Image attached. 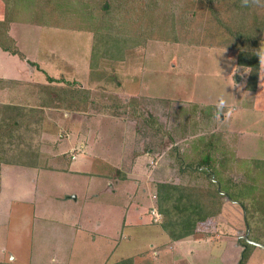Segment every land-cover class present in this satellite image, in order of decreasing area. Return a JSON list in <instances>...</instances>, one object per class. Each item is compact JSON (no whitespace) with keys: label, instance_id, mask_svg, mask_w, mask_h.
<instances>
[{"label":"rangeland","instance_id":"rangeland-1","mask_svg":"<svg viewBox=\"0 0 264 264\" xmlns=\"http://www.w3.org/2000/svg\"><path fill=\"white\" fill-rule=\"evenodd\" d=\"M103 1L106 0H65V6L57 13L59 7L55 6V0H3L7 11L0 20V32L7 29L11 20L36 23L28 25L33 30L32 35L26 34V28L18 29L24 38L22 51L33 53L41 43L48 53L50 47L65 53L64 57L61 54L55 58L48 56L50 64L61 69L57 77L46 73V83H35L66 89L75 86L90 91L89 102L79 109L76 105L44 108L43 144L38 156L42 161L51 158L49 149L54 146L66 151L69 138L74 146L80 145L83 138V143L87 141L88 145L99 132L98 137L106 146L95 150L90 143L87 147L102 156L100 159L109 155L106 158L109 161L116 155L112 163L117 166H109L105 171L113 175L111 177L122 175L133 181L130 194L128 190L120 192L115 199L107 201L114 209L108 221L114 222L112 243L115 247L99 250L98 246L94 251L88 248L84 251L83 240L62 222L65 212H82L74 202L76 198L72 196V201L65 198V194L51 193L48 198L40 196L34 203L19 202L13 207L9 236L4 238L10 250L6 253L7 259L13 253L15 259L10 262L17 264H33L39 260L48 264H83L86 260L88 264H116L131 256L135 258L134 264H142L137 262L140 256L159 255L155 251L160 245L152 248L147 240L159 239L162 233H167L162 226L164 218L157 209L159 183L207 184L215 190H226L231 187V181L238 188L234 193L243 203L225 196L220 214L211 218L200 234L187 237L185 253L180 255L190 259L205 249L207 254L196 259L199 264H238L246 252L248 258L244 264H264V247L251 245V241H255L264 246V30L258 32V36L262 35L259 77L255 87L249 88L250 68L237 62L239 48L243 45L233 44L229 34L232 32L225 25L233 22L237 28L238 19L233 21L232 17L237 0H164L166 5L163 8L160 5L164 12L157 13V22L148 24L146 17L133 24L135 28L125 16L126 27L131 29L127 33L137 32L148 40L143 47L126 51L123 61L93 56L97 26L88 9L100 6ZM263 5L264 0L254 2L258 9L254 7L252 13L257 21L252 15L246 21L247 26L254 25L256 29L257 25L264 24ZM136 6L134 17L143 14V8ZM95 7L92 9L96 10ZM51 12L55 13L54 17ZM99 12L102 13L100 9L95 13ZM73 13H79L81 21ZM88 15L93 24L84 23ZM164 22L165 28H161ZM142 24L147 26V35L140 28ZM42 31L51 35L40 42L39 32ZM175 33H178L177 39ZM234 37V41L240 43L241 38ZM24 53H20L21 58H25ZM35 64L30 62L29 65L37 68ZM49 76L56 81L50 82ZM29 88L27 85L20 88L21 97L17 88L9 90L11 104L19 102L18 97L22 101L41 100L36 91L33 92L35 87ZM10 112L0 113V118L11 117ZM213 134L222 144L213 154V166L215 170L223 169L226 180L220 186L210 181L212 169L204 172L207 165L198 164L202 144ZM231 150L234 155L226 161ZM113 184L110 188L117 186ZM127 210H136V215L131 216L133 222L137 224L142 219L140 223L144 225H122V221L127 222L123 213ZM33 212L37 216L47 213L46 224L50 223L51 228L45 229L43 234L39 231L40 225L38 232L30 225L28 229L25 227L24 218L31 219ZM78 221L75 228L82 225ZM94 221H90V227ZM32 231L37 241L47 234L49 245L35 244ZM247 233L249 240L245 238Z\"/></svg>","mask_w":264,"mask_h":264},{"label":"trees","instance_id":"trees-1","mask_svg":"<svg viewBox=\"0 0 264 264\" xmlns=\"http://www.w3.org/2000/svg\"><path fill=\"white\" fill-rule=\"evenodd\" d=\"M55 1L57 2L55 6L59 7L56 11L59 13L61 8L65 6V0ZM257 1L258 0H237L234 2L236 12L232 17L234 19L233 21H235V18L238 19L237 28L234 27L235 25L233 22L228 24L225 23L232 32L229 34L233 38V44L236 46L237 44L240 46L243 45L239 48L237 62L241 66L250 68L249 88H254L257 84L262 58L259 46V40L262 35L259 34L258 36V32L264 30V24L257 25L255 29L254 25L247 26L246 23L248 17L252 15L254 16L255 22L257 21L255 13H252L254 11L253 9L257 8L254 6V2ZM164 2V0H136V2L135 0H106L105 2L103 1L100 6L90 7L88 13L97 26L94 31L93 56L123 61L126 58V51L146 45L148 40L147 37L145 38L137 32L134 33L131 31V34L127 33V31L131 29H129L130 27H126L127 18H125V16L132 21L129 22L131 27H134L133 24H138L146 17L149 18L148 24L153 21L157 22L159 19L157 13L164 12L162 9L164 5H166ZM136 4H139L143 8V14L134 17V11L136 9L138 10ZM161 4L162 8H160ZM94 7L96 10L100 9L102 13L99 12L96 14V10L92 9ZM51 13L54 17L55 13ZM127 13L128 15L131 14V16H127ZM261 15H263L264 18V12L261 13ZM73 16H76L81 21V15H79V13H73ZM171 17L173 18L172 14ZM88 18L89 15L85 18L84 23H92ZM72 21H74V19ZM47 25H49V23H47ZM101 25L103 26L101 27ZM140 28L144 30L145 33L148 32L146 25L142 24ZM161 28H165V22L161 24ZM250 31L251 33H249ZM177 34L178 33L174 34V37L176 35L175 39H177ZM234 35L239 39L241 38L240 43L234 41ZM187 41H189V39H187ZM0 46L5 50L21 55V52L17 49L14 42L11 46H7L4 41L0 39ZM91 61H93V59ZM48 79L50 82L56 81V79L51 76H49ZM251 80H253V83H251ZM26 85L31 87L29 89L35 87L33 88V92L35 93L36 91L41 100L35 101L34 99L31 101L30 99L22 101V99L18 97V100L21 102L16 100L12 104H0V113L11 111V117L0 118V161L22 166H37L40 160L38 155L43 144L42 126L44 108L60 106H62V108H69L70 106L76 105L79 109L84 103L89 102L90 91L85 88H76L75 86L66 89L52 84H37L35 82L22 80L0 79L1 88L8 91L17 88L20 97L23 96L20 88ZM217 139L218 137L214 134L210 137L208 136L206 143L204 142V144H202L203 147L198 153L201 157L198 164L200 166L207 165V167L203 169L204 172H208L209 169H212L213 175L211 178L213 177L215 180L210 178V181L218 184L216 186H220L225 180L223 175L224 171L223 169L215 170L213 166L215 162L213 159L214 151L217 152V148L222 145L220 139H218V141ZM201 151L205 154L202 155L200 153ZM229 154L226 161H229L231 159L230 157L234 155L232 150ZM221 162L224 161L222 160ZM218 180L220 182H218ZM229 183L231 187H228L226 190L222 188L220 190H218V188L215 190V187H211L207 184L191 186L185 183H159L156 193L157 209L159 214L164 218L162 226L171 240H180L200 234V232L204 230L203 226L207 224L211 218L220 214L222 210L221 205L223 204L225 196H230V200L233 202L239 201L243 203L241 198L236 196L238 194L234 193L238 191V188H235L231 181H229ZM247 244L250 245L251 243ZM251 245L254 244L252 243ZM247 258L248 254L244 252L238 264H244ZM134 262H136L135 258L128 257L120 260L116 264H134ZM0 264L17 263L0 261Z\"/></svg>","mask_w":264,"mask_h":264},{"label":"crops","instance_id":"crops-1","mask_svg":"<svg viewBox=\"0 0 264 264\" xmlns=\"http://www.w3.org/2000/svg\"><path fill=\"white\" fill-rule=\"evenodd\" d=\"M11 7L13 8V5ZM6 11L5 3L3 0H0V20L4 19ZM34 24L36 23H30L28 20H26V22L11 20L7 29H3L4 31L0 32V39H2L7 46H11L14 42L18 50L24 53L21 49L24 38L20 36L21 31L18 29L26 28L28 29L24 30L26 34L32 35L30 32L33 30H31L28 25L33 26ZM39 33H41V37H39L40 42L51 35L47 31ZM49 51L50 53L42 49V45L39 43L36 50H33V53H24L26 55L25 58H21L18 53L5 50L0 46V79L26 80L28 82L33 80V82L46 83V73L57 77V73L61 69L56 68V66L54 68L48 59L49 57L55 58L56 56H60V54L64 57L65 51L63 53L62 50L60 52L59 50L55 51V47H50ZM30 62H36L37 64L35 65L37 68L29 65ZM49 67H51V69ZM10 96L9 91L0 87V104L11 103ZM82 136L84 137V134ZM98 136L99 132L97 131V134L92 136L93 139H90L91 146L95 148V150H100L99 147L106 146L105 142H101L99 139L100 136ZM49 138L50 137H48V139ZM83 139L79 141V143H81L80 145H77L79 144L77 142L76 145L79 146L77 147L74 146V141L69 138V146L65 144L66 151H59L58 146H54L53 148L49 147V152L53 156H51V158L46 157L43 161L42 158H40L37 166H22L0 161V249L2 250V252H0V261L9 262L15 259L13 253H11V257L7 259L6 253L10 250L9 245L4 243V238H8L9 236L8 230L12 220L11 215L14 210L13 207L19 202L30 203L29 201H32L34 203L40 196L48 198L47 196H50L51 193L65 194L67 195L65 198L72 201H74L72 196L76 198L74 202L79 205V210L82 212H71L69 210V212L67 211L68 213L65 212L62 222L66 226L73 228L75 235L83 240L81 246L85 248L84 251L87 250V248L90 249V251H94L98 246L99 250L101 247L105 249L108 247H115L112 243L115 238L114 222L108 221L109 216L113 215L114 209L109 207L107 201L115 199L120 192L126 193L128 190L130 194L133 181H129V179H126L122 175H120L119 178L108 175V171L105 170L110 169L109 166H117V164L112 163L116 155L114 158H110L109 161L106 159L109 155L104 159H100L102 156L95 154L92 148L87 147L90 143L87 145V141H85L84 144ZM92 140H94L95 143ZM73 156L74 159L72 158ZM26 182H28L27 186L24 185ZM112 184H117V186L110 188ZM136 210L133 212L130 210L123 212L126 215L125 221L127 222L122 221V225H144L140 223L142 219H139L137 224L133 222L131 216L136 215ZM33 214L34 215L31 213V219H29V216L24 218V224L27 229L30 225L34 231H37L40 225L42 228L39 231L43 234L45 229L51 228L49 225L50 223L46 224L48 219L47 213L43 212V214L38 216L34 212ZM76 216L78 219L75 218ZM78 220L81 221L82 225L75 228V225H79L75 223ZM91 220L95 221L93 222V226L90 227L89 224ZM34 231H32V236L35 244L40 242L38 243L40 247L49 245L47 234H45L41 241H37L34 236ZM78 233H80L79 236ZM185 241H187V238L171 240L167 233H162L159 239L152 238L151 240H147L149 246L152 248L160 245L155 251V253L159 255L151 257H149V255L140 256L139 260H136L142 264L143 261H145V264H199L196 259L202 257L204 253L206 255L207 252L205 249L204 251L200 250L196 252L194 256H191L190 259L186 255H180L182 252L185 253ZM200 246L204 247L205 244ZM199 253L200 255H198ZM97 254L98 253L95 255ZM54 259L55 258H53V261ZM41 261L42 260H39V262L33 261V264H48ZM88 263L89 260H86L83 264Z\"/></svg>","mask_w":264,"mask_h":264},{"label":"water","instance_id":"water-1","mask_svg":"<svg viewBox=\"0 0 264 264\" xmlns=\"http://www.w3.org/2000/svg\"><path fill=\"white\" fill-rule=\"evenodd\" d=\"M249 233H247L246 235H245V238L246 239H248L249 240V235H248ZM251 241V240H250ZM253 244H255V245H259V246H262V247H264L261 243H258V242H255V241H251Z\"/></svg>","mask_w":264,"mask_h":264}]
</instances>
